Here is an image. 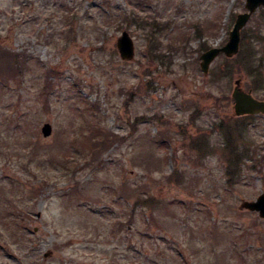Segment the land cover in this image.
<instances>
[{"label":"rangeland","instance_id":"374dc122","mask_svg":"<svg viewBox=\"0 0 264 264\" xmlns=\"http://www.w3.org/2000/svg\"><path fill=\"white\" fill-rule=\"evenodd\" d=\"M244 4L0 0V264H264V218L240 207L264 192V114L231 97L264 89L213 77L223 55L200 68ZM220 124L256 152L231 186ZM97 129L115 138L92 155Z\"/></svg>","mask_w":264,"mask_h":264},{"label":"trees","instance_id":"16d2710c","mask_svg":"<svg viewBox=\"0 0 264 264\" xmlns=\"http://www.w3.org/2000/svg\"><path fill=\"white\" fill-rule=\"evenodd\" d=\"M262 23H264V11H262V13H260V15L255 18L253 26H250L249 28H243L239 52L232 58L224 57L223 61L213 69V77H219L218 79L221 80H228L234 73H236L237 71L241 72L242 70L247 77L251 78L256 90L264 89V72L262 68L263 58L260 52L263 47L261 44L264 42V36L262 35V32L260 30V25ZM201 47L205 48L204 45H201ZM155 55L160 54L155 53ZM0 56L4 57L6 55L0 51ZM11 56L12 60H15L16 54L14 53ZM20 71L21 68L16 69L15 65L13 66L12 70L8 69L6 72L7 75L16 76ZM139 119L142 118H138L137 120ZM222 124L218 125L217 127H219L220 130L223 131V142L218 144L216 148L213 147V150H217L216 152L220 153L221 159L225 164L227 184L231 186L233 182H238L239 176L244 170L245 159L251 158L252 160H254V162H256V159L254 158L256 152L253 151V154H251L250 147L249 145H247V143H245L244 145V143L237 142L241 138V136L239 135H242L237 126L227 124L226 128L223 130ZM96 131V134L98 136L94 134L92 138H96L91 140L90 143L92 155H95L97 152L99 153L100 151H103L108 147V143L113 140V138L109 137L110 133L107 136L106 134H104V131H101L100 129H97ZM110 135L115 138L113 133ZM198 143L201 144V142L199 141ZM202 145L205 146V143L202 142ZM202 148L203 147H199V154L206 155L207 151L205 150V148ZM262 157L264 158V153ZM262 178L264 179V175H262ZM147 202H149V199L146 200V203Z\"/></svg>","mask_w":264,"mask_h":264},{"label":"water","instance_id":"95a60500","mask_svg":"<svg viewBox=\"0 0 264 264\" xmlns=\"http://www.w3.org/2000/svg\"><path fill=\"white\" fill-rule=\"evenodd\" d=\"M264 6V0H245V10L236 16V20L229 31L227 42L220 47H211L200 55V68L203 73H207L210 64L220 55L223 54L227 58L234 57L240 49L241 31L249 21L252 14L258 7ZM117 47L121 57L131 58L133 56V41L129 34L124 31L117 40ZM234 102V113L237 116L248 114H264V100H260L253 96L250 90L244 91L239 87V82L231 93ZM50 125L44 124L41 132L44 136L50 133ZM241 208L250 211H256L260 218H264V192L260 193L255 200H243Z\"/></svg>","mask_w":264,"mask_h":264}]
</instances>
